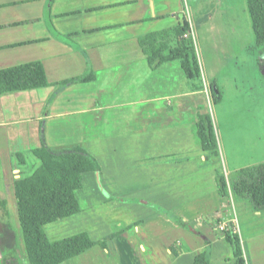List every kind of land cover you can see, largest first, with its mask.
<instances>
[{
  "label": "crops",
  "instance_id": "1",
  "mask_svg": "<svg viewBox=\"0 0 264 264\" xmlns=\"http://www.w3.org/2000/svg\"><path fill=\"white\" fill-rule=\"evenodd\" d=\"M207 1L0 0V70L40 62L49 82L0 95V202L16 206L18 218L15 181L25 167L14 166V154L40 149L43 140L58 152L82 149L100 171L83 176L81 212L46 225V234L52 243L117 234L108 249L96 245L61 264H193L207 243L209 264H234L218 229L234 217L247 264H264V214L234 196L236 177L203 150L197 134V113L209 112L218 76L207 77L201 55L204 89L195 90L176 61L153 70L139 43L177 27L180 15L193 28L191 8ZM89 65L94 81L61 85ZM218 172L229 182L226 196Z\"/></svg>",
  "mask_w": 264,
  "mask_h": 264
},
{
  "label": "trees",
  "instance_id": "2",
  "mask_svg": "<svg viewBox=\"0 0 264 264\" xmlns=\"http://www.w3.org/2000/svg\"><path fill=\"white\" fill-rule=\"evenodd\" d=\"M247 6L252 20L255 46L260 52L259 62L263 66L264 0H247ZM191 30V24L186 16L180 15L177 27L147 34L139 43L153 70L165 62L176 61L181 65L187 81L193 83L195 90H203L204 80L196 45L192 37H185L192 32ZM95 78L96 75L89 65L84 75L66 80L61 85L66 87L76 83L92 82ZM47 86L49 82L40 62L0 70V95ZM215 87L216 84H213L210 95L212 100L218 103L222 101V95L218 88L219 97L216 96ZM43 130L42 127L41 134ZM197 134L203 150L220 161L219 143L209 112L198 111ZM13 164L16 167H25L15 181V195L18 219L30 264H61L80 256L96 245L108 249V243L117 234L104 241L95 242L88 234L81 233L52 243L45 231L46 225L81 212L76 192L83 188V176L85 173L100 171L99 165L89 153L82 149L54 151L48 148L43 140L40 149L29 154H14ZM217 183L219 193L226 196L229 193V182L222 172H218ZM231 190L234 196L249 200L256 212L264 214V163L241 170L231 184ZM0 206L4 216L9 219L7 202L1 201ZM177 222L186 226L182 220ZM7 225L10 226L8 220ZM223 234L233 248L234 264H247L241 237L234 231L232 224ZM171 249L175 256L179 254L174 246ZM209 253L207 243V250L199 254L193 264H209ZM3 262L17 264L16 250L12 249L5 253Z\"/></svg>",
  "mask_w": 264,
  "mask_h": 264
},
{
  "label": "rangeland",
  "instance_id": "3",
  "mask_svg": "<svg viewBox=\"0 0 264 264\" xmlns=\"http://www.w3.org/2000/svg\"><path fill=\"white\" fill-rule=\"evenodd\" d=\"M190 11L195 24L189 37L196 48L198 39L200 64L202 55L207 77L218 76L216 87L222 101H210L207 108L213 118L223 171L235 178L241 170L264 163V62L261 66L247 0H208ZM204 11L208 16L199 23ZM9 206V219L0 206V264L12 249L17 252V264H26L28 256L14 214L16 206ZM242 211L239 207L238 216Z\"/></svg>",
  "mask_w": 264,
  "mask_h": 264
},
{
  "label": "built area",
  "instance_id": "4",
  "mask_svg": "<svg viewBox=\"0 0 264 264\" xmlns=\"http://www.w3.org/2000/svg\"><path fill=\"white\" fill-rule=\"evenodd\" d=\"M189 35H192V33L190 32V33L186 34L185 37H189ZM232 222L233 223H231V224L233 226L234 231L238 232V227H237V223H236V217H234V220ZM229 225L228 224H220L218 226V229H219L220 232L224 233L228 229Z\"/></svg>",
  "mask_w": 264,
  "mask_h": 264
},
{
  "label": "water",
  "instance_id": "5",
  "mask_svg": "<svg viewBox=\"0 0 264 264\" xmlns=\"http://www.w3.org/2000/svg\"><path fill=\"white\" fill-rule=\"evenodd\" d=\"M214 91L216 93V96L219 97V91H218V89L216 87L214 88Z\"/></svg>",
  "mask_w": 264,
  "mask_h": 264
}]
</instances>
